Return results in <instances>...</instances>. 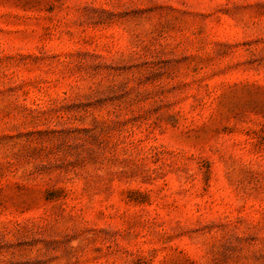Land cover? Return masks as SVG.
Segmentation results:
<instances>
[{
  "label": "rangeland",
  "instance_id": "1",
  "mask_svg": "<svg viewBox=\"0 0 264 264\" xmlns=\"http://www.w3.org/2000/svg\"><path fill=\"white\" fill-rule=\"evenodd\" d=\"M0 264H264V0H0Z\"/></svg>",
  "mask_w": 264,
  "mask_h": 264
}]
</instances>
